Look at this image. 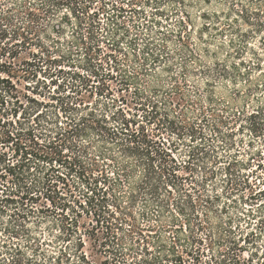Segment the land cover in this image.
I'll use <instances>...</instances> for the list:
<instances>
[{"label":"trees","instance_id":"trees-1","mask_svg":"<svg viewBox=\"0 0 264 264\" xmlns=\"http://www.w3.org/2000/svg\"><path fill=\"white\" fill-rule=\"evenodd\" d=\"M2 1L17 3L6 11H0L1 32H5V26L11 22V13L17 11L23 14L29 31L37 29L40 36L45 34L50 39L51 30L62 35L67 26L77 22L75 39L87 53L90 50L87 41L96 40L99 43L102 38L98 33L99 14L91 13V0H0V3ZM247 3L255 19L249 18L247 10L240 13H245L247 24L263 35L264 20L260 17L264 15V0H247ZM85 25L88 27L86 33L83 29ZM114 26L119 28L118 23ZM112 38L108 53H104L99 44L95 50L105 54L103 58L108 67L126 73L127 82L137 85L143 81L141 75L148 72L146 66L159 63L163 59L160 52L166 51L164 47L156 53L147 45L143 57L133 54L139 66L130 76L115 55L122 51L119 41ZM27 40L23 42L31 46ZM36 46L42 50L39 58L35 56L38 65H29L36 66L37 70L40 64L47 66L43 74L52 78L56 74L65 75L61 62L53 56L55 52L47 49L40 39ZM184 46L189 47V42ZM17 54L8 53V59L14 61ZM198 61L203 65V73H209L210 69L204 62L201 59ZM13 66L14 63L9 62L0 68V264H75L76 261L91 264L83 250L86 242L81 229H85L84 234L89 239L102 240L101 246L105 249L102 254L113 256L111 264H186L189 259L193 260V264H264V247L261 245L264 242V220L259 233L233 227V217L223 222L221 215L226 213L227 207L218 209L215 206L221 200L218 191L212 196L206 190L210 181L220 177L224 195L235 206H238L235 196L243 187L250 189L251 193L250 197L239 196L242 201L264 197V190L256 191L247 178L250 161L239 159V155H209L210 152H217L221 142L219 138L225 135L220 126L225 121L216 110L211 111L212 115L220 120L214 125L206 122L205 118L193 125L184 119L191 126L193 140L204 138L209 141L215 137L218 145H214L211 151H204L207 155H190L188 163L183 166L177 164L172 155H154L145 129L134 130L121 109L109 115L110 106L100 101L91 102L94 94L88 90V79L85 78L83 87L86 93L74 87L72 90H77L76 95L62 97L56 91L46 92L45 83L44 92L38 87L31 91L26 86L31 93L22 95L13 82L17 78ZM217 66L223 69L222 77L226 78L227 69L220 64ZM40 70L43 71L42 68ZM36 73H33L34 78ZM28 74L32 73L26 72L25 76ZM74 75L83 79L79 73ZM107 76L114 78L110 73ZM173 79L179 83L178 77ZM51 82L56 85L54 79ZM58 89L63 90L64 87L60 85ZM177 89L180 90L179 86ZM137 90V94L144 96L148 104H154L146 89ZM106 91L110 94L108 88L99 94ZM4 94L12 100L10 109L6 108L8 102L4 100ZM22 96L26 102L21 101ZM47 97L60 104L52 118L45 110L54 107V103L46 101ZM200 107L205 116L204 107ZM228 109L224 107L221 112H228ZM117 114H121L122 118ZM258 114L250 115L251 128H254ZM204 121L206 124H202ZM205 127L210 128L213 135H208ZM84 142H88L92 151L96 150L94 143L105 147H100V155H89L90 147ZM66 148L72 151L78 149L85 155H64ZM8 150L14 155H7ZM184 169L203 174L200 186L204 192L195 199L197 206L192 196L178 185L177 171ZM173 189L180 197L189 200L187 203L193 209H203L205 221L199 224L197 230L209 229V234L205 240L191 235L187 241L191 247L194 243L202 246L208 241L212 252L210 258L200 248L193 251L191 247L182 245L183 239L179 235L185 236L182 227L168 239L163 236L169 232L166 231V210L170 211L172 207ZM175 206V212L171 211L173 216L174 213L185 215L180 202H176ZM212 218L222 221L215 227ZM84 219H91V228L83 223ZM174 219L179 222L178 218ZM147 228H157L158 231L154 236L148 235L145 233ZM43 229L46 232H42ZM72 245L75 248L71 250Z\"/></svg>","mask_w":264,"mask_h":264},{"label":"rangeland","instance_id":"rangeland-1","mask_svg":"<svg viewBox=\"0 0 264 264\" xmlns=\"http://www.w3.org/2000/svg\"><path fill=\"white\" fill-rule=\"evenodd\" d=\"M13 3L17 2L2 1L0 11H6ZM90 10L91 13L99 14L98 33L102 38L99 43L96 40L87 41L90 47L88 53L83 45L79 46L76 42L74 31L77 22L67 26L62 35H57L51 30L50 39L45 34L40 36L37 29L29 31L23 14L17 11L11 13L12 19L5 26V32L0 31V68L9 62L14 63L13 69L17 78H14L13 82L22 91V95L31 93L36 87L44 92L42 88L45 83L46 92L56 91L61 93L62 97L76 95L77 90L86 93L83 88L86 78L90 81L88 90L94 94L91 102L100 101L110 106L109 115L121 109L134 130L145 129L154 155H172L176 163L183 166L188 163L190 155H207L204 151H211L214 145H218V139L215 137H212L210 142L204 138L193 140L191 126L186 124L184 119L193 125L201 123L205 118L206 122L214 125L220 120L212 115L211 111L214 109L225 121V124H220L225 135L219 138L221 142L217 152H210L209 155H239V159L250 161L251 166L246 170L247 178L256 191L264 190V34L261 35L249 26L246 14L240 13L247 10L249 18L255 19L247 0H91ZM260 19L264 20V15ZM114 23H118V29ZM86 26L83 28L85 33L88 29ZM111 37L119 41L122 51L115 55L124 64V71L130 76L139 66L133 54L137 53L143 57L147 45L156 53L164 47L166 51L160 52L163 59L159 63H149L146 66L148 72L144 76L141 75L143 81L137 85L127 82L126 73L114 71L107 66L103 55L109 52ZM38 39L47 49L55 52L53 56L61 62L65 75L56 74L53 78L46 76L43 73L47 66L42 64L36 69L38 63H35V59L42 54V50L36 46ZM26 40L31 46L25 45L23 41ZM186 42H189V47L184 46ZM97 44L104 53L95 50ZM10 52L18 53L14 61L8 59ZM198 59L210 69L209 73H203V65ZM29 64L36 66L31 67ZM218 64L227 69L226 78L222 77L223 69L220 70ZM35 71L37 73L34 78ZM26 72L32 74L25 76ZM75 72L83 79L75 78ZM108 73L114 78H107ZM174 77H178L179 83ZM52 79L56 85L51 84ZM60 85L64 87L63 90L58 89ZM26 86H29L31 91ZM178 86L180 90L177 89ZM74 87L77 90H72ZM105 88L109 89L110 94L107 91L99 94ZM137 89H146L154 104H148L144 96L137 94ZM20 99L26 102L23 96ZM4 100L8 102L6 108L10 109V96L4 94ZM49 100L47 97L46 101ZM50 102L54 103V107H48L45 111L47 116L52 118L60 104L57 101ZM200 106L204 107L205 116L202 115ZM224 107H229L228 112H221ZM255 112L259 114L254 121V128H251L249 117ZM117 115L122 118L121 114ZM205 121L202 124H206ZM205 130L208 135H213L210 128L205 127ZM84 145L89 146L88 142H84ZM94 146V151L89 146V155H100V147H105L96 143ZM162 150L166 151V154ZM64 151V155H85L79 153L78 149L72 151L66 148ZM115 154L119 155L117 152ZM7 155L14 154L8 150ZM177 177L180 182L178 185L192 196L193 203L197 206L195 199L204 192L200 186L203 174L190 173L184 169L177 171ZM220 180L221 178L217 177L210 181L206 190L212 196L218 191L221 196V200L215 205L218 209L227 207L226 213L221 215L223 222L227 221L228 217H233V227L239 226L245 232L259 233V227L264 220V206H260L264 203V197L242 201L239 196L243 194L250 197L251 193L250 189L243 187L235 196L238 202V206H235L232 200L224 195ZM172 192V207L170 211L166 210V231L169 232L163 236L168 239L176 235V229L182 227L181 231L185 234H179L183 239L182 245L190 248L191 243H188L187 237L194 235L205 240L209 234V229L197 230L199 224L205 221L204 211L199 207L193 209L191 204L187 203L189 200L180 197L176 189ZM176 202L181 203L185 215L174 213L173 216L171 211L175 212ZM174 218H178L179 222H175ZM220 220L211 219L215 227ZM84 222L89 225L88 228L92 227L91 219H84ZM235 228L234 231L237 232ZM84 230L81 229L86 242L83 250L91 264H111L113 256L102 254L105 250L101 246L102 240L89 239ZM157 231V228H147L145 233L154 236ZM42 232H46L45 229ZM261 245L264 247V242ZM74 248L72 245L71 250ZM191 249L202 250L209 258L212 255L208 241L202 246L194 243ZM70 253L72 255L71 251ZM75 264L82 263L76 261ZM186 264H193V260H187Z\"/></svg>","mask_w":264,"mask_h":264}]
</instances>
